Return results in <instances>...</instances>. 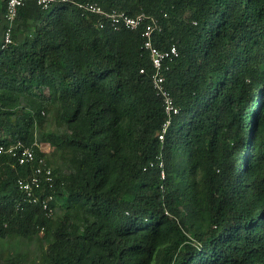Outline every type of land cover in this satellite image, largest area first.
<instances>
[{
    "label": "trees",
    "instance_id": "trees-1",
    "mask_svg": "<svg viewBox=\"0 0 264 264\" xmlns=\"http://www.w3.org/2000/svg\"><path fill=\"white\" fill-rule=\"evenodd\" d=\"M87 1L158 17L155 44L179 48L163 140L141 30ZM2 39L0 145L22 140L36 160L0 154V241L41 235L46 264H264V0L27 1ZM42 157L53 185L33 201L18 179ZM0 264L31 263L14 252Z\"/></svg>",
    "mask_w": 264,
    "mask_h": 264
},
{
    "label": "built area",
    "instance_id": "built-area-1",
    "mask_svg": "<svg viewBox=\"0 0 264 264\" xmlns=\"http://www.w3.org/2000/svg\"><path fill=\"white\" fill-rule=\"evenodd\" d=\"M27 1H35L42 7L47 8L53 2L68 0H8L5 14L6 26L3 30L2 47H6L12 42L13 28L19 8ZM79 7L86 11L102 15L115 29L124 27L133 30H141L144 42L143 46L149 51L154 66V72L152 74L153 85L157 93L164 99L167 119L163 125L162 132L160 133V139L163 140L174 115L179 112V107L176 105L166 83V72L171 69L172 62L179 56V48L175 44H172L167 48H160L155 44V31L157 29L161 30L162 27L159 18L154 15H149L145 12L131 15L125 11L117 9L106 10L98 2L94 1L79 3ZM165 16H167V14H165ZM105 20H100V27L105 26ZM2 153L12 154V156H14L21 164L33 163L36 160L34 148L31 145L24 144L22 140H17L9 145L1 144L0 154ZM159 165L163 168V161H161ZM162 175L163 177L165 176L164 169H162ZM52 180V168L49 166L45 167V158L42 157L40 158L39 165L35 168L34 173L30 177L18 179V186L31 196L33 201H37L39 197L35 195V192L41 187L43 182L49 183L52 186ZM52 199V195L48 198L42 199V205L47 216H52L54 212V208L50 205V200Z\"/></svg>",
    "mask_w": 264,
    "mask_h": 264
},
{
    "label": "rangeland",
    "instance_id": "rangeland-1",
    "mask_svg": "<svg viewBox=\"0 0 264 264\" xmlns=\"http://www.w3.org/2000/svg\"><path fill=\"white\" fill-rule=\"evenodd\" d=\"M3 16L0 15V39L3 38L2 27H3ZM2 35V36H1ZM47 153H54V148L51 145L46 147ZM39 236H32L23 238L20 236H12L8 239L0 241V253H14L22 252L25 254L27 260L31 264H46L44 257V248L47 245V241H39ZM41 242V243H40Z\"/></svg>",
    "mask_w": 264,
    "mask_h": 264
},
{
    "label": "crops",
    "instance_id": "crops-1",
    "mask_svg": "<svg viewBox=\"0 0 264 264\" xmlns=\"http://www.w3.org/2000/svg\"><path fill=\"white\" fill-rule=\"evenodd\" d=\"M4 23V22H3ZM3 33V32H2Z\"/></svg>",
    "mask_w": 264,
    "mask_h": 264
}]
</instances>
